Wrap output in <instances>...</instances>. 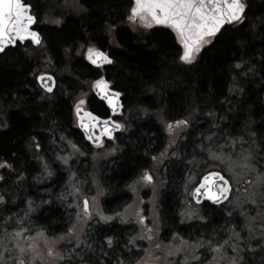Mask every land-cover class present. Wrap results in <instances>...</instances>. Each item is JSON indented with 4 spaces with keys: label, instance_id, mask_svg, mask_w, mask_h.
<instances>
[{
    "label": "trees",
    "instance_id": "obj_1",
    "mask_svg": "<svg viewBox=\"0 0 264 264\" xmlns=\"http://www.w3.org/2000/svg\"><path fill=\"white\" fill-rule=\"evenodd\" d=\"M23 2L33 5L42 40L38 46L16 44L0 54V162L12 166L0 168V226L45 234L65 227L58 195L66 189L67 171L57 157H66L72 144L90 156V146L74 125L73 100L82 95L89 110L106 116V108L90 91V83L103 75L122 94L127 127L117 134L118 153L104 167L106 212L114 213L131 201L130 185L165 146L159 115L166 123L189 122L173 144L176 155L167 158L161 170L160 236L197 239L203 249L219 241L242 248V241L223 229L233 224L243 237L247 217L254 231L264 232V184L254 203L246 198L250 190L244 182L236 201L203 203L196 206L195 215L184 214L190 187L207 170L226 175L223 161L237 162L244 153L248 159L241 160L249 172L245 176L264 174V0H246V21L225 25L202 45L191 64L179 60L182 47L170 29L136 33L125 25L132 0ZM53 18L59 23H52ZM89 47L106 51L111 64L90 66L84 57ZM42 72L57 81L50 98H41L44 94L34 79ZM255 205L263 214H246ZM90 234L93 248L114 249L112 257L123 264L139 255L141 246L126 243L137 235L132 224L94 225ZM105 237H112L111 248L105 247ZM255 241L252 264H264V250L256 247L261 237Z\"/></svg>",
    "mask_w": 264,
    "mask_h": 264
},
{
    "label": "rangeland",
    "instance_id": "obj_2",
    "mask_svg": "<svg viewBox=\"0 0 264 264\" xmlns=\"http://www.w3.org/2000/svg\"><path fill=\"white\" fill-rule=\"evenodd\" d=\"M129 15L130 12L127 14L124 23L131 30L136 33H142L147 29V27L141 25L139 20L130 21L128 19ZM51 22L58 24L59 20L53 18L51 19ZM80 99H84V97L79 95L73 101L76 102ZM157 119L161 121L162 128L166 134V144L161 151L152 156L149 167L142 170L133 181V185H130L131 201L128 204L114 213L106 212L104 208H102L106 190V185L104 187L102 186L105 184L103 183V173H106L104 167L108 164L107 161L110 160V157L118 153V144L112 142V144H107L100 148L90 147V156H88V158L85 157L87 154L82 152L79 148H77V150L71 147L72 151L66 156L68 163L65 164L62 160L64 163L63 166H65V170L67 171V179L65 182L67 185V192L63 197L65 215L68 219L67 224L65 225L67 230L63 233L61 232L62 234L59 235L47 236L46 234L39 232V229L23 232L11 228L12 225L9 229L0 226V253L10 255L13 258L19 257L24 260V264H57L58 260H56L54 256L48 254V249L51 247L56 254L63 256V244L68 242H72L71 244L75 243V240L68 238L67 235L68 229L72 227L74 223L76 224L77 230H79L81 226L83 227L84 230L80 234L81 237L85 229L90 228L89 224L102 225V223L118 221L121 223L132 224V226L137 229V235H135L134 238H128L126 240V243H129V240H132L134 248L141 246L139 247V255L132 258L130 264H231V259L235 253L232 250V246L224 241H219L210 249H203V244L197 239L189 242L186 239H179L180 237L163 239L160 236L157 197L158 191L163 182L161 170L165 160L172 155V147L174 145L171 144V141L176 140L181 135L183 127L180 129L174 128L170 133L167 128L168 123L163 121L159 115ZM60 148H64V146L61 145ZM243 155L244 153H240L238 158L244 159ZM153 157H156V159L154 160ZM241 159H237V162L236 160L231 162L223 161L225 165L224 172L228 176L227 178H230V182L233 186V193L229 198V201H236L240 193L239 190L244 188V184H247V190H250V194L247 195L246 198L250 201L249 203H254L253 201L259 196L261 189V184L257 183L256 179L257 176L261 174L253 172L252 175L246 177L245 175H248L249 173L247 170L248 164L245 166L246 163ZM227 160H229V158ZM145 171L152 174V183H145L140 179ZM242 183L244 184L241 185ZM191 189L192 187H190L187 193L188 204L184 211V214L187 216L189 213L193 216L197 211V207L191 201ZM85 198L89 202L90 212L93 214V218L91 220L77 222V213L80 212L81 215H83V199ZM247 211V213L245 212L246 214L251 212L254 215L263 214V210L260 209L259 205H255L253 208L249 207L247 208ZM97 212L106 217H112V219L102 221L99 219V216L96 215ZM141 216L144 217L143 223L140 222ZM11 218L15 219L14 217ZM3 220L9 221L10 218H4ZM249 225H251V220L247 217L245 218V225L242 228V234L244 236L241 237L242 239L240 240V242L242 241V248L239 244V247L243 249V251L239 253V255L243 257V264H252L255 253L253 244L259 236L261 237L262 233L261 231H254L252 228L250 235ZM148 229H151V231L149 232ZM239 229H235V226L231 224L227 229L224 228L223 230L225 232L230 231L232 233L235 232L240 234ZM17 233H20L19 236L16 235ZM40 233L43 235H39ZM148 236H151V240L143 238ZM61 237L64 238L61 239ZM106 238L107 237L103 239V243L105 244V247H108ZM138 240H141L143 243H138ZM29 243L34 244V248L28 249L27 245ZM86 243L87 251L84 252L86 255L85 261L91 252L95 253L94 260H92L91 264H97L96 260L99 261V258L105 254L108 255L110 261L114 260V258H112L115 252L114 249L108 248L104 251H97L92 249V242L86 241ZM246 244L247 247L245 246ZM156 245H159L160 247L157 248ZM79 246H81V244ZM20 248L25 249L23 255L19 252ZM64 255L71 259L67 250H65ZM194 256L199 259L194 260ZM6 264H12V261L8 260L6 261ZM113 264H117V260H114Z\"/></svg>",
    "mask_w": 264,
    "mask_h": 264
},
{
    "label": "snow or ice",
    "instance_id": "obj_3",
    "mask_svg": "<svg viewBox=\"0 0 264 264\" xmlns=\"http://www.w3.org/2000/svg\"><path fill=\"white\" fill-rule=\"evenodd\" d=\"M247 7L246 0H132L128 19L130 21L139 20L141 25L147 28H151L153 25L170 26L183 45L179 60L185 64H191L202 45L209 42L205 40V37L215 36L225 24L242 25L246 21ZM32 8L33 5L25 3L23 0H0V51H3L5 46L16 43L17 40L24 41L29 39L32 44L37 46L41 44L40 34L31 30V26L36 22V17L32 14ZM87 59L94 65L105 62L111 63V60L104 52L94 50L91 47L87 50ZM235 67L238 69L241 65L237 64ZM34 79L38 88L44 94L41 98H44L45 95L50 98L58 87L55 76L48 72L41 73L35 76ZM92 87L107 101L113 113L120 110V105L117 102L120 93L112 91L108 81L101 77L94 82ZM84 103L83 99L77 100L74 110L79 121V127L87 133L86 138L89 141L101 146L103 144L102 137L112 138L114 131L124 128L123 124L117 123L111 117L102 120L100 117L93 115V113L84 111L82 108ZM188 123L187 119L176 120L174 123H168L167 128L171 133L174 128H187ZM97 128L100 130L99 135H96L94 131ZM230 143L234 144L235 142L232 141ZM171 144H175V140H172ZM35 146L37 148L40 147L39 144ZM71 147L77 149L75 144H72ZM172 155H176V153L173 152ZM57 158L63 160L65 164L68 163L66 157ZM153 159L155 160L156 157H153ZM247 159V156H245L244 160L247 161ZM245 166L247 165L245 164ZM11 167L7 161L0 162V168ZM140 179L145 183H152L153 176L148 171H145ZM256 182L264 184V174L258 175ZM231 191L230 178L226 179L220 171H212L203 176L193 188L191 195L196 199L197 203L200 202L199 198H204L214 204H220L229 198ZM3 199V196H0V202ZM96 215L102 221L112 219V217H106L99 212ZM189 215L191 214L189 213ZM92 218L93 214L90 212L89 202L85 198L83 200V215L80 212L77 213V222L91 220ZM143 221L144 217L141 216L140 222L143 223ZM249 228L251 235L252 226L249 225ZM83 230L82 226L77 230L75 223L68 229V238L74 239L77 247L83 243L80 239V234ZM21 231L25 230L21 229ZM148 231L150 232L151 229H148ZM19 234L17 233L16 235L19 236ZM39 235L43 234L40 233ZM233 236L238 241L242 239L239 233L234 232ZM63 238L61 237V239ZM143 238L151 240V236ZM106 240L111 248L112 237H107ZM132 243L133 241L129 240V244ZM245 246L247 247V244ZM156 247L159 248L160 246L156 245ZM256 247L264 250V232L261 233V241L257 242ZM27 248H34V244L29 243ZM232 250L235 255L231 259V264H243V257L239 255L243 249L239 247V244H236L232 246ZM19 252L23 255L25 249L20 248ZM48 254L54 256L56 260L64 259L62 255L56 254L51 247L48 249ZM76 254L79 255V252ZM0 257H2L0 258V264H6L8 260H11L12 264H24V260L19 257L13 258L3 253H0ZM193 259L198 260L199 258L194 256ZM117 264H123V262L117 261Z\"/></svg>",
    "mask_w": 264,
    "mask_h": 264
},
{
    "label": "flooded vegetation",
    "instance_id": "obj_4",
    "mask_svg": "<svg viewBox=\"0 0 264 264\" xmlns=\"http://www.w3.org/2000/svg\"><path fill=\"white\" fill-rule=\"evenodd\" d=\"M160 26H165V27H168L169 29H171V27L168 26V25H160ZM205 40H206V38H205ZM108 116H109V114H108V111H107V115L106 116H102V117L105 118V117H108ZM73 118H74V115H73ZM122 131H123V129H122ZM116 134L114 135V137H113L112 140L111 139L110 140H104L103 139V144L101 145V147H104L107 144H112V142L113 143L114 142L116 143V139H117V137H116L117 135ZM64 176L65 177L67 176V173L65 171H64ZM50 190H52L51 187L45 188V192H47L48 195H50L48 193V192H50ZM66 190H67V186H66V189H64L63 191H61L60 194L58 195V197L60 199L59 202H61V203H59L60 204V209H62V211H63V219H64V224L63 225H66L67 224V221H68V219H67V217L65 215V210H64L65 207L63 205V203H64L63 197L65 196V194L67 192ZM106 223H108V222H106ZM102 224H104V223H102ZM94 225H97V224H89L90 228L89 229H85L84 233L81 235L80 239H81V241H83V243L81 244V246L77 247L76 246V243L71 244L72 242H70V243L68 242V243H64L63 244L62 252L65 254V250H67L68 251V254L71 257V259L70 258H67V256L63 254L64 259L63 260H58V263L57 264H91V261H90L89 258H87L86 261H85V259H83V254H84V252L87 251V243H86V241H90V239H89V237H91L90 229L92 227H94ZM66 230H67V228L65 226L64 228L61 227L58 230L51 232V234H46V235L47 236L59 235V234H62L63 232H65ZM92 247H93V244H92ZM92 249L97 250V248H92ZM106 250H107V248H106ZM97 251H102V250H97ZM77 252H79V255L76 254ZM89 256H90V258L91 257H95V253L94 252H91V253H89ZM112 258H114V257H112ZM99 261H100L101 264H113L114 263V260L110 261L109 258H108V255H106V254L104 256H101L99 258ZM117 261H119L118 258H117Z\"/></svg>",
    "mask_w": 264,
    "mask_h": 264
},
{
    "label": "water",
    "instance_id": "obj_5",
    "mask_svg": "<svg viewBox=\"0 0 264 264\" xmlns=\"http://www.w3.org/2000/svg\"><path fill=\"white\" fill-rule=\"evenodd\" d=\"M34 15V14H33ZM35 16V15H34ZM36 23V22H35ZM35 23L31 26V30L32 31H36V32H38L35 28H34V26H35ZM225 25H227V24H225ZM225 25H223L222 26V28L225 26ZM221 28V29H222ZM41 37V36H40ZM30 42L31 43V41L29 40V39H25L24 41H19V40H17L16 41V43H20V44H22V43H24V42ZM16 43H14V44H11V45H7V46H5V48H4V50L6 49V48H8V47H12V46H14ZM32 44V43H31ZM33 46H37V45H35V44H32ZM3 50V51H4ZM94 50H99V51H102V50H100V49H94ZM3 51H0V54L3 52ZM102 52H104V51H102ZM105 53V55L106 56H108L107 55V53L106 52H104ZM84 57H85V60L88 62V64H90L91 66H93V67H104V66H108L110 63H102V64H99V65H94V64H92L88 59H87V50H86V52H85V54H84ZM109 57V56H108ZM109 59L111 60V58L109 57ZM40 75V74H39ZM101 77H103L106 81H108L104 76H101ZM101 77H99V78H101ZM99 78H97V79H99ZM97 79H95V80H93L92 81V83H91V91H92V93L95 95V97L99 100V101H101V102H103L104 103V105H105V107L107 108V110L109 111V114H110V116L109 117H116V116H119L120 114H121V110H122V102H121V94H120V97L118 98V104L120 105V110L119 111H117L116 113H113L112 111H111V108H110V106L108 105V103H107V101H105L99 94H98V92L95 90V89H93V87H92V85L94 84V82L97 80ZM108 83H109V81H108ZM109 87H110V89L112 90V91H114V92H119V91H117V90H115V89H113V88H111V86H110V83H109ZM120 93V92H119ZM82 108H83V105H82ZM84 111H87V112H90L89 110H85L84 109ZM93 115H95V114H93ZM96 116V115H95ZM75 117H76V114H75ZM108 118V117H107ZM102 120L103 119H106V118H101ZM116 121V120H115ZM117 123H119L118 121H116ZM76 123H77V126H78V129H79V131L83 134V136H84V138H85V140L87 141V142H89L90 144H93V145H96L95 143H93L92 141H89L86 137H87V133L84 131V129H82L81 127H79V121H78V119H77V117H76ZM94 130H96L97 131V133H96V135H99L100 134V130H99V128H97V129H94ZM117 131H119V129L118 130H116V131H114V132H117ZM113 132V133H114ZM107 139H109V137H106ZM97 146V145H96ZM212 171H217V170H209V171H207L206 173H204L199 179H198V181H197V183L203 178V176L204 175H206L207 173H209V172H212ZM222 174V173H221ZM223 175V174H222ZM226 178V177H225ZM227 179V178H226ZM196 183V184H197ZM196 184H195V186H196ZM194 186V187H195ZM193 187V188H194ZM193 190V189H192ZM191 193H192V191H191ZM231 193V192H230ZM229 196H230V194H229ZM191 199H192V201L195 203V204H202L203 202H206V203H209L210 205H213V206H216V205H220V204H222V203H224L226 200H224V201H222L220 204H214L212 201H209V200H206V199H204V198H199L200 199V202L199 203H197L196 202V199H194L193 197H192V195H191Z\"/></svg>",
    "mask_w": 264,
    "mask_h": 264
}]
</instances>
